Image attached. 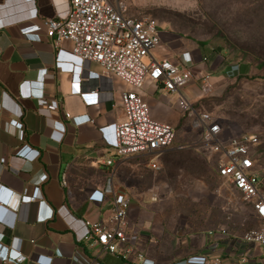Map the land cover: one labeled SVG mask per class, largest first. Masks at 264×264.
I'll list each match as a JSON object with an SVG mask.
<instances>
[{
  "label": "crops",
  "instance_id": "1",
  "mask_svg": "<svg viewBox=\"0 0 264 264\" xmlns=\"http://www.w3.org/2000/svg\"><path fill=\"white\" fill-rule=\"evenodd\" d=\"M68 5L69 0H0V264L15 241L25 258L6 264H76L75 254L90 264H124L115 255H98V247L85 236L88 223L114 226L113 199L120 192L129 199L128 242L154 264H188L190 256L260 264V247L243 240L258 222L249 202L248 216L238 214L211 227L203 223V209L201 219L192 222L178 218L174 207H146L131 181L142 165L151 169L147 157H118L113 148L114 125L123 119L121 93L132 88L75 57L70 42L55 47L45 36L42 19L64 18ZM31 25L27 32L38 34L40 41L22 31ZM153 50L156 59L182 55L171 50L156 57ZM188 56L197 59L194 51ZM30 90L42 91L43 98ZM194 91L195 85L183 90L192 99ZM137 92L154 116L169 119L155 110L175 100L161 83L146 81ZM50 101H56V110L48 109ZM12 120L22 124L21 131ZM54 122L62 124L63 132ZM109 158L113 161L107 165ZM43 174L46 179L40 182ZM23 195L34 199L22 202Z\"/></svg>",
  "mask_w": 264,
  "mask_h": 264
},
{
  "label": "built area",
  "instance_id": "2",
  "mask_svg": "<svg viewBox=\"0 0 264 264\" xmlns=\"http://www.w3.org/2000/svg\"><path fill=\"white\" fill-rule=\"evenodd\" d=\"M45 36L54 46L63 41L71 43V53L82 62L98 65L106 75L116 77L132 89L121 93L123 119L114 125L113 148L115 156L130 157L143 154L151 169L158 168L160 157L173 148L175 129L168 123L152 120L148 106L137 90L146 81L161 83L162 90L175 97V105L180 112L192 117L194 127L201 133L202 142L211 151L219 155L217 174L243 200L249 202L257 219V225L243 234V240L257 244L262 252L264 264V173L258 166L256 153L260 139L253 133H240L225 136L217 120L205 111L194 107L197 99L208 96L213 91L208 73L196 76L192 73L194 63L188 53L177 58L156 59L152 49L160 43V28L150 17L130 16L122 0H69L68 12L64 18L42 19ZM33 25L24 27V34L40 41V36L28 33ZM26 31V32H25ZM91 78L95 75H90ZM97 77V75H96ZM197 83V86H196ZM195 85L196 100L186 95L183 90ZM30 95L43 98L42 91L30 90ZM48 109L56 110V101H50ZM19 131L22 124L16 120L10 122ZM53 127L63 132L64 127L54 122ZM181 149V147H177ZM112 159L104 163L110 165ZM46 175L40 176L43 182ZM62 184H65L62 180ZM34 197L23 195L22 202H29ZM155 200V197L151 198ZM9 203V202H8ZM14 207L17 204L13 205ZM129 199L125 193H117L113 199L108 227L101 222L86 225L85 236L91 238L100 253H109L119 257L124 264H154L153 260L140 252H135L129 244L124 231L127 226ZM7 258L19 263L24 256L19 253L17 241ZM132 255L134 259L131 258ZM76 264H90L79 254L73 257ZM188 264H221L219 258L207 259L204 256H190Z\"/></svg>",
  "mask_w": 264,
  "mask_h": 264
},
{
  "label": "rangeland",
  "instance_id": "3",
  "mask_svg": "<svg viewBox=\"0 0 264 264\" xmlns=\"http://www.w3.org/2000/svg\"><path fill=\"white\" fill-rule=\"evenodd\" d=\"M122 1L128 15L158 24L161 40L154 56L195 52L192 73H208L213 91L201 99L194 95V107L214 117L225 136L256 134L258 166L264 173V0ZM147 106L152 120L175 129L173 148L181 149L166 152L156 170L137 169L138 179L136 174L131 184L146 207H174L178 218L192 222L201 219L203 209V223L210 227L238 214L248 216L250 204L218 176L219 155L202 142L192 117L180 112L173 99L155 106L168 120ZM192 229L196 227L187 230Z\"/></svg>",
  "mask_w": 264,
  "mask_h": 264
}]
</instances>
